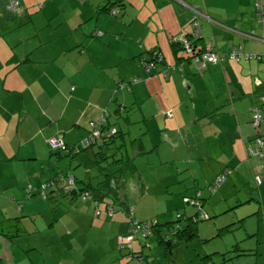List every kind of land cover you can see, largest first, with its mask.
Here are the masks:
<instances>
[{"label": "crops", "instance_id": "0c3cea01", "mask_svg": "<svg viewBox=\"0 0 264 264\" xmlns=\"http://www.w3.org/2000/svg\"><path fill=\"white\" fill-rule=\"evenodd\" d=\"M10 1L0 0V264H134L125 254L140 250L139 238L127 251L117 243L128 233L127 207L135 220L159 222L136 204L149 188L162 196L193 195L224 169L231 173L214 199L233 202L226 210L211 206L213 214L252 200L253 212L261 209L264 179L253 181L257 166L248 149L261 130L250 123L251 108L259 106L264 119V43L243 35L263 34L253 0H20L19 11L7 6ZM191 4L209 18L197 45L209 40L220 53L241 47L238 59L197 70L172 45L190 34ZM152 51L163 59L147 73L141 60ZM165 69L169 75L162 77ZM134 76L141 80L132 82ZM104 114L105 124L122 123L117 138L72 153L89 123ZM131 128L136 138H128ZM51 137L61 138L69 153L53 149ZM150 152L175 163L156 186L139 183L137 157ZM125 171L133 175L128 186ZM62 173L74 176L97 204L52 190L49 204L32 197L39 184ZM25 194L31 198L22 202ZM202 194L209 205L212 197ZM117 201L123 213L108 214L107 204L114 209ZM261 230L254 255L264 264Z\"/></svg>", "mask_w": 264, "mask_h": 264}, {"label": "rangeland", "instance_id": "374dc122", "mask_svg": "<svg viewBox=\"0 0 264 264\" xmlns=\"http://www.w3.org/2000/svg\"><path fill=\"white\" fill-rule=\"evenodd\" d=\"M111 128H113L116 132L122 131L124 128L122 126V123L113 122V124H109ZM106 133V130L105 132ZM138 131L136 129L131 128V135L128 136V138H136ZM128 142V141H127ZM165 147L168 149L169 146L165 145ZM110 152H114L115 150H109ZM69 153V151H63ZM145 158L149 159V164L144 163ZM163 158V156L161 157ZM138 161L141 162V165L139 166V183H143L145 186L146 184L156 186L160 185V176L162 174L167 173L171 169H169L172 166H175L174 161L167 162L166 160H163L161 162L158 160L153 153H149L148 156L138 155L137 157ZM255 160V159H254ZM136 162V161H135ZM256 162V166L258 165V161ZM137 163V162H136ZM138 164V163H137ZM139 165V164H138ZM66 174V173H62ZM252 174V173H251ZM59 174L52 177L51 179H55ZM70 175V174H69ZM125 175L127 177V181H125V184L128 186V181L133 176L130 172L125 171ZM5 177L3 173L0 171V181H4ZM232 177H230V180ZM253 181L254 175H253ZM256 183V182H255ZM257 184V183H256ZM30 184H26L27 187V193H31L30 191ZM173 184H171L169 187H172ZM221 187V186H220ZM252 187L254 188V191L256 193L258 192L259 186L252 184ZM164 193L167 191V189L164 187ZM0 190H3L2 186ZM129 189L126 187L125 191ZM230 190V189H229ZM229 190H226L225 193H227ZM25 192V190L23 189ZM204 192H207V194H210L206 188V185L204 187ZM222 191H217L210 195V198L212 197L211 203L208 205H205V207L202 209V212L206 211L208 216H210L209 219L199 221L197 223L198 225V236L187 241V242H181L177 245L166 247L164 243L158 241V237L156 235H151L147 239H136L135 242L140 241L138 244V248L140 250L138 251H131L132 254V261H134V264L136 263L135 256L140 255L144 258L145 262L147 264H250L251 262L256 263V258H258L257 264H262L263 259L261 255L255 256L254 255V248L256 246H260V244L257 243V235L255 234L259 227L260 232L262 233L263 230H261V225L264 226V218L262 217L260 204L257 206V212H253L254 207L256 206V202L254 200L249 201V203H244L233 210L226 211L224 213H220L219 215L215 216L213 214L214 211L213 208L218 209L222 207L223 210L227 209L228 205H232L230 203L233 202L232 198L226 199L224 201L219 202L220 200L214 199L215 197H220V193ZM244 192V191H243ZM35 194L32 196L33 198H40L46 204H49L48 200L42 197V195ZM245 193V192H244ZM163 194V193H162ZM193 196V195H192ZM29 195L25 194L22 199V202L29 201L30 198H28ZM226 198V196L224 195ZM247 197V196H246ZM124 202L126 201V198H122ZM134 201V200H133ZM133 201H131L133 203ZM219 202V203H218ZM227 202H229L227 204ZM128 203V202H127ZM136 204H140V208L143 209L142 213L145 215H150L151 217L154 216L157 217L161 227L165 228V221L169 219V221H173L177 218V214H188L190 213V210L193 212L194 208L197 209V206H192V204H184L182 202V196H179L177 193H169L167 196L157 195L152 188H149L148 191L144 193V197L137 202ZM114 211L115 213H123L120 205L118 204V201L114 203ZM17 206V205H16ZM212 206V207H211ZM120 208V210H118ZM222 210H219V212ZM252 211V213H250ZM236 220L235 223H231L228 231H221L218 235V231L222 225L229 224L230 221ZM241 217V218H239ZM242 219V220H240ZM241 222H240V221ZM32 225V224H31ZM29 225L28 228L31 226ZM26 235H23L21 237V245L24 240H26ZM131 234L128 232L127 236L126 234L124 237H130ZM260 242V241H259ZM25 243V241H24ZM23 243V245H24ZM118 243V240H117ZM261 243V242H260ZM264 244V241H263ZM119 246V245H118ZM236 246H238V249H236ZM242 249H250L245 254L241 255ZM127 251V248L124 249ZM30 252V251H29ZM130 252V250H129Z\"/></svg>", "mask_w": 264, "mask_h": 264}, {"label": "built area", "instance_id": "2783aa9c", "mask_svg": "<svg viewBox=\"0 0 264 264\" xmlns=\"http://www.w3.org/2000/svg\"><path fill=\"white\" fill-rule=\"evenodd\" d=\"M82 1V0H81ZM9 8L13 9L14 11H19L20 7V0H11L8 5ZM187 7L192 11V19L190 21V27L191 31L189 35L180 34L177 38H175L172 42H176L181 47L184 55L186 57H189L190 60L197 66V70L201 68H205L207 64H215L218 63L225 58L229 59H238L239 55L242 53L241 47H236L232 51L228 53H220L213 50V45L211 41L205 40L202 46V51H195L194 50V41L196 39L201 38V28H202V22L204 20L209 21L208 16L202 12L196 4L187 5ZM253 7H254V13L256 20L259 24L263 25L264 23V4L263 0H253ZM117 12V8H114L112 10V14H115ZM95 35H100V32H96ZM247 38L259 40L264 43V29L263 34L256 35L254 31L247 32L243 34ZM199 52V53H198ZM154 58L156 59V62L162 61V54L158 52H154L152 54ZM257 56V55H256ZM246 58H249V55L245 56ZM258 57V56H257ZM143 69L149 73L151 69L153 68V61L149 62H143L142 65ZM160 74L163 77H167L169 75L168 70H163L160 72ZM141 80L140 77L135 76L132 78L133 82ZM260 101L264 105V92L260 96ZM168 114H171V112H167ZM107 121V114H104L102 118L98 121H91L89 123V133L86 136L85 139L80 141L73 149H71L72 153H78L81 150L88 149L89 147L93 146L97 140L100 138V136L105 132L107 135H112L115 130L111 127L108 129L105 127V122ZM260 114L259 110L257 108H254L252 113V126L255 128H259L260 124ZM48 144L55 150H67V147L63 140L58 137H51L48 139ZM248 153L251 157H253L255 160H257L259 163L256 167V173L254 175V180L257 184H260L261 181L264 179V131H258V133L254 136L252 144L249 146ZM229 170H226V173H228ZM223 179V176L219 175L215 178L213 181L214 187ZM55 181H45L42 182L37 187L38 194L42 195V197L47 198L49 191L57 187V183L59 186L62 187V189L66 193L72 192L74 189H77L75 184V178L72 175L69 174H59ZM56 183V184H55ZM31 189V186H29ZM79 198L83 201L92 199L93 196L89 190H81L80 194L78 195ZM107 212L108 214H112L114 209L112 207V204H107ZM126 213L130 217L129 221V228L128 232L131 234L130 237H122L120 236L118 238L119 241V247L121 248H131V241L134 238H140V239H147L151 235L152 225L156 224L155 219L151 220H144V221H138L133 219L131 216L133 214V207H127ZM263 214H264V208H263ZM136 258V264H146L144 258L140 255L135 256Z\"/></svg>", "mask_w": 264, "mask_h": 264}, {"label": "trees", "instance_id": "16d2710c", "mask_svg": "<svg viewBox=\"0 0 264 264\" xmlns=\"http://www.w3.org/2000/svg\"><path fill=\"white\" fill-rule=\"evenodd\" d=\"M201 38L199 39H196V40H193L194 42V50L195 51H199L201 52L202 50V46H198L197 45V42L200 40ZM204 43V41H203ZM172 45L177 47L178 50H180L182 53V49L181 47L179 46L178 43L176 42H172ZM201 50V51H200ZM155 51H152L150 53V56L148 58H144L141 60V65L143 62H149V61H153V62H156V59L154 58V56H152V54L154 53ZM198 52V53H199ZM183 56L186 57V55H184L183 53ZM163 59V58H162ZM161 62V61H160ZM208 65V64H207ZM196 66V65H195ZM135 77V76H134ZM132 77V78H134ZM138 77V76H137ZM163 77V76H162ZM141 78V77H140ZM132 81V80H131ZM133 82V81H132ZM137 82V81H136ZM263 94V93H262ZM261 96V95H260ZM260 104L261 101H260ZM262 107L264 108V105L262 104ZM254 108H257L259 110V114H260V124H259V128L264 131V129L262 128V123L264 121L263 117H262V110L259 106H255V107H252L251 108V118H250V123L252 125V113H253V110ZM105 127L108 129L109 128V125L105 124ZM254 127V126H253ZM255 128V127H254ZM260 130V131H261ZM117 138V132L115 131L112 135H107L105 133H103L100 138L97 140L96 143L98 142H101V143H104V145L108 146L111 144V142L114 141V139ZM95 143V144H96ZM85 150V149H84ZM257 161V160H255ZM124 162H129V160H126ZM128 164L126 163L124 165V167H127ZM226 170H229L228 173H226ZM231 173V170L230 169H224L221 173H219L217 176L221 175L223 176V179L214 187L213 185V182L210 184V185H207L206 188L208 190V192L210 193L209 195L215 193L218 191L219 187L221 186V184L224 182V180L226 179V177ZM216 176V177H217ZM215 177V178H216ZM215 180V179H214ZM213 180V181H214ZM50 181H55V179H50ZM263 181V180H262ZM261 181V182H262ZM56 184V183H55ZM40 185V184H39ZM38 185V186H39ZM77 187V186H76ZM53 192L57 191V192H60L63 196H72V195H79L81 190H88V189H80L77 187V189H74L72 192L70 193H66L61 186H59V184L57 183V187H54L51 189ZM51 190L49 191V194L51 193ZM116 191V190H114ZM202 192H204V188H197L194 193H193V196L192 195H183L182 196V202L184 204H192V206H197L198 208L193 210L192 213H189V214H177V218L173 221H166L164 224H165V228L161 227V225L163 224H160V222H158L156 219V224L152 225V230H151V235H156L158 237V241L159 242H162L164 243V245L166 247H170V246H174V245H177L178 243H181V242H187L195 237L198 236V225L197 223L199 221H202V220H206V219H209L210 216H208V213L206 211H204V213L202 212V209L205 207V203H206V197L203 196ZM48 194V195H49ZM102 198V196H101ZM112 198V196H111ZM91 200V199H89ZM97 200L95 195L94 197L92 198V201L94 202V204L96 205L97 204ZM88 201V200H86ZM263 208H264V204L262 205L261 207V213H262V217L264 218V214H263ZM127 211V209H126ZM133 212H134V209H133ZM231 224V223H230ZM230 224H225V225H222L223 227H221L217 233V235L221 232V231H228L230 230L229 226ZM150 235V236H151ZM149 236V237H150ZM120 237V236H119ZM118 237V238H119ZM148 237V238H149ZM119 245V244H118ZM118 249L119 250H123L124 248H121L118 246ZM238 249V246H236V249ZM245 250H241L242 254H245L244 253ZM127 256V258H131L132 257V254L130 252H128L127 254H125ZM147 264V263H146Z\"/></svg>", "mask_w": 264, "mask_h": 264}, {"label": "clouds", "instance_id": "9594fccd", "mask_svg": "<svg viewBox=\"0 0 264 264\" xmlns=\"http://www.w3.org/2000/svg\"><path fill=\"white\" fill-rule=\"evenodd\" d=\"M107 120H108V118H107ZM107 122V121H106ZM108 125V124H107ZM110 127V126H109ZM75 178V177H74Z\"/></svg>", "mask_w": 264, "mask_h": 264}]
</instances>
